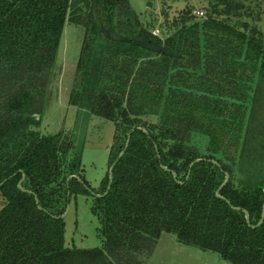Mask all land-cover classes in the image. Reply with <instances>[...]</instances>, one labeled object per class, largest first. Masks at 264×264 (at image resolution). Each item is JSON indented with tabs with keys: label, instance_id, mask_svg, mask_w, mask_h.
Here are the masks:
<instances>
[{
	"label": "trees",
	"instance_id": "16d2710c",
	"mask_svg": "<svg viewBox=\"0 0 264 264\" xmlns=\"http://www.w3.org/2000/svg\"><path fill=\"white\" fill-rule=\"evenodd\" d=\"M213 6L226 19L192 24L184 11L162 39L130 0H0V264H147L164 233L230 264H264V124L243 118L264 117V34L230 23L244 6ZM67 22L85 29L70 100L114 123L122 146L110 167L131 134L102 196L69 180L71 140L34 129ZM202 134L204 156L189 144ZM72 194L92 195L103 247H66L54 215Z\"/></svg>",
	"mask_w": 264,
	"mask_h": 264
},
{
	"label": "rangeland",
	"instance_id": "374dc122",
	"mask_svg": "<svg viewBox=\"0 0 264 264\" xmlns=\"http://www.w3.org/2000/svg\"><path fill=\"white\" fill-rule=\"evenodd\" d=\"M229 1L232 6L237 4L244 6L239 10H233L230 23L239 26L238 21H244L251 27H257L264 34V0ZM130 2L133 9L141 15L144 25L162 39L177 31L174 29L173 22L184 11H190L194 16L190 22L192 24L204 21L209 15L220 20L226 19V15L219 16L214 13L213 4L217 0H130ZM198 10L204 11V16H197L196 11ZM236 11L241 15H236ZM84 37L83 26L70 22L65 24L49 97L46 100L44 113L40 116L41 124L34 129L40 130L45 135L61 134L63 138L71 140L75 153H72L70 162L79 152L82 159L78 171L70 162L68 163L72 173H77L73 176L83 177L90 191L102 194L106 188V177L110 172L111 158L121 148L122 143H116V129L113 122L91 113L85 107L71 103L70 92L76 76ZM258 81L259 77L253 88L257 87ZM251 108L250 104L249 109ZM248 113H250L249 110ZM243 118L245 126L250 120L252 121L251 124L255 125V131H257V126L264 124V117ZM151 121L157 123L158 117H152ZM209 142L208 136L202 134L194 136L189 144L204 156L208 155ZM237 169L238 166H234L235 172ZM71 198L70 210L65 217L66 247L79 249L103 247L104 237L100 234V219L96 214L92 195L72 194ZM5 204L6 200L0 195V210ZM147 264L230 263L223 260L216 252L185 245L180 243L174 234L164 233Z\"/></svg>",
	"mask_w": 264,
	"mask_h": 264
},
{
	"label": "water",
	"instance_id": "95a60500",
	"mask_svg": "<svg viewBox=\"0 0 264 264\" xmlns=\"http://www.w3.org/2000/svg\"><path fill=\"white\" fill-rule=\"evenodd\" d=\"M130 139H131V134H129V136H128V139H127V141H126V145H125V149L121 152L119 158H118V159L114 162V164L111 166V169H110V172H109V176H110L109 186H108V189H107V191L105 192V194L108 193V191L110 190V188H111V186H112V183H113V170H114V167H115L116 163L118 162V160H119L120 158H122L123 155L125 154V151H126L127 147L129 146ZM201 160H202L201 158L196 159V160L191 164V167H190V170H189V174H188V178L190 177L192 167H193L196 163L200 162ZM165 168H166V167H165ZM166 169H168V168H166ZM173 173H174V176H175V178H176V177H177L176 173H175V172H173ZM25 176H26V174L24 173V174H23V179L25 178ZM74 177H77V176H71V177L69 178V180L72 179V178H74ZM77 178L81 181V179H80L79 177H77ZM23 179L19 182V187H20L22 190H24V191H26V192H28V193H33L31 190L26 189L25 187H23V185H22V183H23ZM228 181H229V174L226 173V180H225V182L223 183V185L220 187V189H219L218 192H217V194H218L220 197H222V198H224V197H223L222 195H220V190H221V189L227 184ZM4 183H5V181L2 182V183H0V186L3 185ZM86 187L90 190V188H89L87 185H86ZM91 192H92V191H91ZM92 193H93V192H92ZM93 194H95L96 196H102V195H105V194H98V193H93ZM36 201L39 202V199H38L37 196H36ZM234 208H236V209H240V208H238V207H234ZM69 210H70V203H68V205H67V209H66V211H65L64 214H62V215H60V216H55V215H54V217H55V218H65V217L67 216ZM244 212H245V214H246L247 222L250 224V215H249V213H248L246 210H244ZM263 222H264V208H263L262 219H261V221L259 222V225H261Z\"/></svg>",
	"mask_w": 264,
	"mask_h": 264
},
{
	"label": "built area",
	"instance_id": "2783aa9c",
	"mask_svg": "<svg viewBox=\"0 0 264 264\" xmlns=\"http://www.w3.org/2000/svg\"><path fill=\"white\" fill-rule=\"evenodd\" d=\"M197 16H204V11H196Z\"/></svg>",
	"mask_w": 264,
	"mask_h": 264
}]
</instances>
